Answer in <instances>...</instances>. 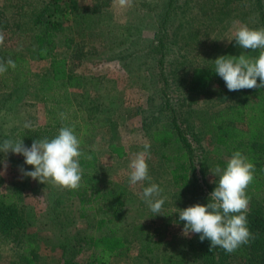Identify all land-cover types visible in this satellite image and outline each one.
Masks as SVG:
<instances>
[{
    "label": "rangeland",
    "instance_id": "rangeland-1",
    "mask_svg": "<svg viewBox=\"0 0 264 264\" xmlns=\"http://www.w3.org/2000/svg\"><path fill=\"white\" fill-rule=\"evenodd\" d=\"M25 1L0 0V8L9 13L19 6L26 10L30 4L47 2ZM167 1L132 0L130 7H121L118 0H108L103 14H93L90 11L93 0H78L80 9L75 23H68L63 31H57L53 50L54 56L64 58L76 74V86L51 82L50 60L33 58L34 33L11 34L0 28V35L4 36L0 61L10 56L12 59L13 54L23 56L19 68L10 67L4 79L0 74V142L19 140L17 134L26 129L25 123L31 124V128H48L56 121L65 122V126L85 127L81 137L84 158L99 150L100 165L96 172L99 180L105 182L100 184L103 188V184L113 186L121 193L123 205L114 219L110 212L96 213V216L94 211L86 212L84 218L75 219L68 231L78 237L101 235L110 230L119 232L128 249L112 258L110 264L179 262L194 234L187 237L182 234L186 222L179 219V210L197 204L194 195L199 189L210 198L218 186L219 178L211 172L216 168L210 165L213 158L227 161L229 157L215 145L216 119L224 114L228 103L240 101L247 93V89L229 91L211 84L201 92L188 95L183 83L182 87L179 85L182 81L179 73L187 78L192 66L211 65L233 38L234 22L260 28L256 0H188L186 6L187 0H176V9L172 7L173 12L169 14L171 23L167 31L161 32L158 20L168 11ZM260 4L264 6V1L260 0ZM160 38L165 45L157 57L163 53L166 83L163 77H158L157 69L151 71V76L148 69L152 58L147 54V47L150 43L159 46L157 39ZM79 51H83L82 56L75 55ZM174 69H177L175 74H170ZM61 113L67 119L62 120ZM174 120L180 128V140L192 148L193 164L199 168L200 162L207 160L203 176L196 175V188H199L196 192L175 187L169 173L176 166L169 158L178 157L180 162H187L189 153L184 144L180 141L164 147L143 133L144 126L161 130ZM145 142L151 144L148 160L151 182L159 184L164 190L162 194L167 196L158 215L141 199L143 188L150 186V182L130 186L128 179L132 154L142 151ZM110 146L123 148L124 157L113 158ZM183 153L186 158L181 157ZM21 166L26 171L34 170V166L25 163L23 155L0 152V199L6 201V196L16 191L20 231L34 237L40 246L37 264H62L61 259H68L69 254L63 255L52 233L40 224L52 219L46 210L49 205L42 196L32 195L33 187L36 189L41 182L22 175ZM46 184L49 188L56 186L50 181ZM247 194L251 198L247 212L259 205L264 209V191ZM63 205L78 216L81 204L77 197ZM62 217L60 214L59 219ZM103 218L105 222L100 225L98 222ZM19 254L17 246L0 239V264H17ZM88 255V251L84 252L77 263Z\"/></svg>",
    "mask_w": 264,
    "mask_h": 264
},
{
    "label": "trees",
    "instance_id": "trees-1",
    "mask_svg": "<svg viewBox=\"0 0 264 264\" xmlns=\"http://www.w3.org/2000/svg\"><path fill=\"white\" fill-rule=\"evenodd\" d=\"M175 1H167L168 11H165L163 17L161 16L158 20V27L161 32L167 31L171 23L169 22L171 15L169 14L173 12V8L176 9L174 7ZM107 2L108 0H93L91 13L103 14L109 5ZM188 2L187 0L185 6L189 4ZM25 3L27 2L25 1ZM256 4V7H258L256 14L259 21H261L259 26L264 27V6L260 4V0H256ZM31 6L33 8L29 9ZM79 9L78 0H47V2H41V4L40 2L30 4L26 10L19 6L9 13L0 8V28L8 30L11 34H14V32L34 33L35 49L33 50V58L39 61L50 60L48 69L51 82L76 86L74 82L76 74L73 73L64 58L58 59L54 56L53 50L57 31H63L68 23L73 21L75 23L76 12ZM69 25H72V23ZM170 27L173 26L170 25ZM178 28L180 29V25H178ZM172 35L175 37L176 34L172 33ZM157 41L160 43L159 46L150 43L147 47V54L152 58V65L148 68L149 74L151 76V71L157 69L158 77H163V82L166 83L165 74L163 73V53L157 57L165 44L161 41V38ZM259 51V49L256 51L249 49L245 52L233 39L226 44L215 59L220 56H239L242 52L245 55L258 58ZM75 55L82 56L83 51L76 52ZM12 56V60L16 63L15 69H17L23 56L22 54H13ZM215 59H213L211 65L207 63L204 65L196 64L191 68L189 65H185V67L190 68V72L187 78L184 77V74L179 73L182 78L179 85L182 87L181 83H183L184 90L188 95L201 92L211 84H216L221 89L227 88L223 78L214 71ZM6 61L4 62L6 63ZM145 63L147 62L145 61ZM176 70L174 69L170 74L174 75ZM4 75V73L1 75V79L5 78ZM259 82L258 78L257 83L259 84ZM216 125V129L214 128L215 145L222 149L229 159L235 151H241L255 164V179L249 185L247 192L257 194L264 191V88L247 89V93L240 101L232 100L228 103L224 114L216 119ZM63 126H65V122L63 124L56 121L53 126L48 128H26L18 132L17 138L23 140L24 144L30 147L37 139L54 138ZM69 126L75 127V133L80 138L82 145L81 137L86 132L85 127L81 128L78 124ZM162 128L158 130L144 126L143 133L151 138L154 143L164 147L180 141L184 144L188 149L189 157L186 153H183L181 157L186 158L187 156V162H180L178 157L169 158V160L176 163V166L169 173L175 187L179 189L190 188L196 192L199 189L196 188V175L203 176L204 161L207 160H202L199 168L193 164L192 148L185 140H180V128L176 120L171 125ZM109 152L113 158L116 157L117 159H121L125 155L123 148L115 146H110ZM88 157L90 158L85 159L84 153L80 157L83 176L81 186L78 189L71 190L59 186H50L49 188L47 184L42 183L37 184L36 189L33 187L34 194L32 193V195H34V198L39 195L42 196L44 202L46 201L49 205L46 210L48 209L52 216V219L46 222L40 221L41 226L46 227L52 233L56 246L62 250L63 255L69 254L68 259H61L62 264H110L112 258L120 256L122 252L128 249L125 240L115 230H110L101 235H83L81 237H78V234L71 235L68 231L74 225L75 219L77 217L84 218L86 212L94 211V216H96V213L110 212L111 217L114 219L118 216V211L123 205L121 193L116 191L113 186L103 184V188L100 184L102 181L99 180L96 172L100 165L98 152H90ZM227 161L213 158L210 167L216 168L219 166L224 169ZM194 196L199 204L207 205L210 202V198L203 194V190L199 189V192ZM74 197H77L81 204L78 216L72 215V212L66 210L65 205H63V203L69 202ZM5 199L6 201L0 199V239L2 238L4 243L10 242L20 249V254L16 257L17 264H37L40 246L38 240L34 237L25 236L20 231V214L17 208L16 191L14 194L6 196ZM262 207L259 205L252 211L247 212L248 227L252 233V238L248 244L242 245L232 253H227L223 248H211V241L208 239L201 242L200 234L194 233L188 240L183 256L177 264H264V209ZM61 209L65 212H62ZM41 214L43 216L45 213L42 211ZM60 214L63 217L59 219ZM104 222L105 218L98 223L101 225ZM87 251L89 252L87 258L77 263V258Z\"/></svg>",
    "mask_w": 264,
    "mask_h": 264
},
{
    "label": "clouds",
    "instance_id": "clouds-1",
    "mask_svg": "<svg viewBox=\"0 0 264 264\" xmlns=\"http://www.w3.org/2000/svg\"><path fill=\"white\" fill-rule=\"evenodd\" d=\"M118 3L121 7H130L132 0H118ZM232 35L233 38L228 41L234 39L245 52L259 49L258 58L244 52L239 56H220L214 61V71L223 78L229 91L264 88V27L253 28L234 22ZM3 43L4 36L0 35V46ZM8 67L15 69V61L11 58L6 63L0 61V74L5 73ZM60 117L67 119L64 113ZM24 127L31 128L32 125L25 123ZM150 148L151 144L145 142L142 151L132 154L128 179L130 186L150 182V186L143 188L141 199L154 215H158L167 196L162 194L164 190L159 184L151 182L148 164ZM0 152L23 155L25 163L34 166L33 171H26L21 166L20 171L24 176L44 184L50 181L65 189L76 190L81 186L83 169L80 157L83 152L74 126H63L54 138L37 139L31 147L26 146L23 140L5 139L0 142ZM255 170V164L241 151L232 154L226 168L217 166L214 171L211 170L219 178L216 182L218 186L210 193L207 205L197 203L179 210V219L186 222L182 234L186 237L192 233L200 234L201 242L208 239L211 248H223L227 253L248 244L252 233L247 219L251 199L247 189L255 179Z\"/></svg>",
    "mask_w": 264,
    "mask_h": 264
},
{
    "label": "crops",
    "instance_id": "crops-1",
    "mask_svg": "<svg viewBox=\"0 0 264 264\" xmlns=\"http://www.w3.org/2000/svg\"><path fill=\"white\" fill-rule=\"evenodd\" d=\"M97 151L99 152V150H98V149L96 150V152H97ZM98 155H99V153H98Z\"/></svg>",
    "mask_w": 264,
    "mask_h": 264
}]
</instances>
